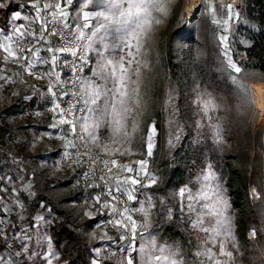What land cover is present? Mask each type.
<instances>
[{"label":"rangeland","instance_id":"obj_1","mask_svg":"<svg viewBox=\"0 0 264 264\" xmlns=\"http://www.w3.org/2000/svg\"><path fill=\"white\" fill-rule=\"evenodd\" d=\"M190 0H164V11L153 12V23L147 33L145 28H137L139 18L133 14L131 21L126 23L127 16L122 13L128 10V5L121 3L113 7L110 0H86L87 8H83L85 0H74L70 9V21L78 19L83 22V11L95 18V36L91 46L92 61L127 59L128 51L133 50L135 61L131 68L132 81L130 88L134 87L138 94L139 106L133 101L134 112L129 113L131 119L128 121L127 139L124 143L123 136L114 137L111 132L105 137L97 139L92 143H85L87 148L96 156L107 159H117L120 164H131L141 158L148 159V169L155 174L157 185L143 191L153 196L150 222L137 228L138 233H153L160 240L175 241L188 254L189 264L195 258L196 246L202 243L203 234L192 230L187 220L180 212V198L178 187L169 188L166 195L159 190L162 185L160 171L163 167L165 155L171 157V153L179 146L186 149L198 150L204 163H211L220 178L224 192L228 200V214L231 220V233L234 245L230 250L242 255L245 241L235 229L236 210H231L230 189L221 178L220 170L215 166V161L221 164L230 162L231 168L239 172L241 179L248 185L247 196L252 202L264 198V117L259 114L254 104L253 85L257 82L264 83V72L253 66L254 60L247 59L246 52L242 49L252 44V37L259 32L256 22L246 16V0H202L198 11L194 16L188 17L186 13ZM14 3L21 13V19L12 21V15L7 25L0 24V30L10 32L18 24H28L23 17L30 16L23 10L24 5H30V0H0V3ZM211 5V7H208ZM232 5V8L221 6ZM231 12V18L228 12ZM103 13L109 17L105 19L97 14ZM213 20L220 23L214 24ZM224 20H229L227 30L223 25ZM94 21L89 20L91 24ZM172 35L173 46L172 61L176 65V72H171L168 61V39ZM221 35L228 36V56L232 57L234 63L241 67V73L237 74L230 69L228 58L223 55L224 45L220 43ZM138 43V47H137ZM42 55L50 58L51 53L43 51ZM132 47V49H128ZM15 48V45H14ZM4 53L0 50V146H14L17 152L24 149V143L28 140L27 155L40 151L38 164L42 165L48 174L49 180L66 177L72 173L75 160L73 154L75 149L68 145L72 140L75 144L74 135H64V127L53 128L58 124V117L52 111V106L41 98V94L48 96L45 92L48 79L44 71L49 65H44L29 75L24 69L27 65L23 60L17 62L10 59L3 63ZM213 60V67L218 72L217 79H225L227 83L219 82L208 74V56ZM32 59V57H29ZM86 72L88 69L85 70ZM66 69L61 72L65 78ZM138 73V74H137ZM43 76L44 78H38ZM199 94V95H198ZM205 96L214 100L217 111L213 113V119L218 117L215 123L201 119L198 113L196 101ZM175 113L173 115L172 113ZM159 113L161 130L156 128V114ZM88 112L83 110L81 116H87ZM80 116V117H81ZM210 125L211 135H198V127ZM156 131L153 133L152 128ZM219 132L218 140L213 137ZM176 134L180 139L176 140ZM87 135V133H85ZM148 135L152 136L153 155L147 157L146 144ZM9 142V143H8ZM27 146V147H28ZM61 148L60 153L51 156L53 148ZM228 152L230 158L222 159L224 152ZM1 153V152H0ZM215 153V154H212ZM2 154V153H1ZM26 157V156H24ZM255 163L260 164V170L255 171ZM20 171L28 169L25 161L14 164ZM86 167V166H85ZM228 167V166H226ZM10 166H8V169ZM97 167H86L87 171L95 175V183L91 181L86 190V196L81 201L73 203L81 220L99 215L98 221L92 230L84 234L88 244L93 245L94 260L101 264L105 259H117L118 264H126L128 256L137 257V253L129 248L128 237L121 238L123 230H117L107 223V210L95 203V196L101 195L102 181L97 176L104 173L95 171ZM200 168V169H202ZM192 176L195 180L197 173ZM113 175H127L116 168ZM7 177V176H6ZM4 179L10 185L11 196L7 199L0 198V204L4 205L0 212L3 225H11L13 218L18 215L23 207L24 200L28 199V193L32 180L22 181L21 176H8ZM12 178L17 179L18 184L12 183ZM33 178V177H32ZM146 182V181H145ZM78 186V178L74 179L70 187ZM58 192V191H56ZM143 199V196L140 197ZM131 206H136L128 202ZM172 209L171 219L174 218L178 225L190 232L187 242L181 238L173 239L162 233L161 218L164 216L168 222L167 209ZM40 215V214H39ZM34 217V224L30 227L27 223L11 232L7 240L12 241L13 246L0 253V258H7V264H46L51 259L55 264L58 252L51 245L47 233V225ZM42 215L49 216L47 213ZM19 215L18 220L24 219ZM135 218V217H134ZM254 230L247 231L245 238L252 239ZM34 241L31 248L27 250L30 241ZM136 247L141 241L137 239ZM230 244L233 242L230 241ZM23 245V247H21ZM28 251L25 259L20 249ZM32 253H31V252ZM49 253H55L50 256ZM235 258L236 255L234 254ZM225 259V258H221ZM240 264V262H239ZM244 264V263H243Z\"/></svg>","mask_w":264,"mask_h":264},{"label":"snow or ice","instance_id":"obj_2","mask_svg":"<svg viewBox=\"0 0 264 264\" xmlns=\"http://www.w3.org/2000/svg\"><path fill=\"white\" fill-rule=\"evenodd\" d=\"M74 0H55V3H43L41 0H30V7L33 12L30 16L23 17L28 24H18L10 32L0 30V50L5 54L3 63H8L10 59L17 62L23 60L27 67L24 69L29 75L44 65L49 68L44 71V76L48 79L45 92L50 94L41 98L52 106V111L58 117V124H53V128L64 127V135H79L83 143H92L103 138L111 132L114 137L123 136L124 143L128 142L127 129L128 121L131 119L129 113L134 112L132 106L135 100L139 106V98L134 87L130 88L132 81L131 68L135 61L133 50L128 51L127 59L99 60L92 61L91 46L95 36V18L83 11V22L78 19L70 21V9ZM113 7H118L121 3L128 5V10L122 15L128 17L126 23L131 21L133 14L139 18L137 28L147 29V33L153 23V12L164 11V0H110ZM6 5L0 3V8ZM203 5L197 6V8ZM85 0L83 8H87ZM211 7V5H208ZM232 8V5L221 6V8ZM194 12L196 9L193 10ZM108 19L105 14H97ZM231 18V12H228ZM21 19V13L16 11L12 15V21ZM94 21L89 24L88 21ZM218 24L220 21L213 20ZM229 20H224L223 25L227 30ZM51 38H55L53 42ZM228 36L221 35L220 43L224 45L223 55L228 58V65L235 73H241V67L233 62L228 56L227 44ZM46 53H51L50 58L42 55V48L37 45H44ZM15 45V48H14ZM137 43V47H138ZM132 49V47L128 48ZM32 57V59H29ZM67 68V79L62 78L61 72ZM88 69L86 72L85 70ZM138 74V73H137ZM38 78H44L43 76ZM6 77H0V80ZM63 85L64 87H62ZM71 86L76 91H67ZM199 95V94H198ZM68 97V99H61ZM77 101L79 103H77ZM198 113L203 121L206 118L213 123L218 117L213 119V113L217 111L213 99L201 96L197 101ZM61 104L66 107H61ZM79 106V107H78ZM83 110L88 112L87 116L75 118V113ZM175 115V113H172ZM211 135L210 125L198 127V135ZM156 131L155 127L152 132ZM87 133V135H85ZM221 134L213 137L218 140ZM176 140L180 135L176 134ZM68 145L76 149L77 145L68 141ZM145 156L153 155L152 136L148 135ZM92 163H98L95 169L97 176L102 183L103 198L101 195L95 196V203L99 207L107 210V223L111 224L121 232V238L128 237L129 248L137 253V257L128 256L126 264H189L188 254L175 241L160 240L157 235L148 233H138L137 228L150 222L151 209L154 207L152 194L145 193L144 189L152 188L158 181L154 173L148 169V159L141 158L131 164H120L117 159H105L97 156ZM119 168L127 173L122 177L113 175V170ZM8 179L0 177V180ZM146 181V182H145ZM180 212L187 220L191 229L203 234L202 243L196 246L195 258L192 264H239L234 256V251L230 250L234 245V238L231 233V220L228 214V200L220 178L209 162L197 173L195 180L190 181L179 188ZM143 196V199L140 197ZM6 199V197H0ZM128 202L136 206H131ZM4 205L0 204V209ZM44 207V205H41ZM49 214L51 208L45 209ZM169 219H171L172 209H167ZM0 215H3L0 212ZM135 217V218H134ZM37 220L44 225L52 224L51 215H39ZM255 235V233H253ZM0 235H3L0 232ZM139 238L141 243L136 247ZM233 243L230 244L229 242ZM23 247V245L21 246ZM54 256L55 253H49ZM225 258V259H221ZM0 264H7V258H0ZM46 264H52L51 259ZM92 264H98L96 260Z\"/></svg>","mask_w":264,"mask_h":264},{"label":"trees","instance_id":"obj_3","mask_svg":"<svg viewBox=\"0 0 264 264\" xmlns=\"http://www.w3.org/2000/svg\"><path fill=\"white\" fill-rule=\"evenodd\" d=\"M16 10L17 6L11 2L6 4L4 8H0V24L7 25L10 14ZM246 16L257 23L259 32L252 37V44L242 50L246 52L248 60H254L253 66L264 72V0H246ZM172 35L168 39V61L170 62L171 72L175 73L176 65L172 61ZM207 65L210 77L219 82L227 83L224 78L217 79L218 72L213 67V60L210 55L207 59ZM156 117V128L160 131L159 121L161 122V119L159 113L156 114ZM60 150L61 148H56L50 155L56 156L60 153ZM0 152L9 161L10 168L8 172L14 176L20 175L23 181L32 179L30 187L32 196L18 211V215L13 218L11 225L8 224L3 231L0 229V232L3 233V235H0V253L13 246L12 241L8 242L7 237L20 226V223H27L31 227L34 224V217L40 214L41 210L51 208L50 215L53 223L47 225V233L51 245L59 255L55 264H92L94 260L93 245L87 243L84 234L92 230L99 219V215L81 220L82 217L77 213V208L72 206L73 203L85 198L89 182L95 183V175L87 171L84 161H75L72 166V173L68 176L49 180L46 171L43 172L45 167L38 164L37 161L40 157V151L37 150L25 157L29 166L28 171H20L14 166L22 159V155H17L13 149L4 146H0ZM25 152H27V146L22 154ZM228 154L225 151L221 155L222 159L227 160V158H230ZM170 156H164V165L160 171L162 185L159 186V190L165 195L169 188L175 189L189 184L192 181V176L204 166L198 150L193 148L188 150L185 146H179L174 149ZM230 164V162L221 164L215 161V166L220 170L221 178L230 189L231 210L237 211L235 229L245 241L242 255H238L236 251H234V254L240 264H264V198L261 197L256 202L249 200L247 196L248 185L241 179L240 173L231 168ZM257 169L260 170V164L255 163L254 170L257 171ZM76 178H78V186L70 187ZM11 181L14 185L18 184L17 179ZM8 193L10 192L5 185V180H3L0 183V197H6L7 199ZM41 205H44V207H41ZM22 214L25 215V218L18 220V216ZM161 219L163 234L173 239L181 238L182 241L187 242V238L191 236L189 231L181 228L174 218L165 224L162 222L166 221L165 217L163 216ZM2 225L3 221L0 215V228ZM250 229L254 230L255 235L252 239H246L245 235ZM33 243L34 241L31 240L27 250L31 248ZM18 249L22 250L21 255L28 259L26 257L28 251ZM101 264H118V261L109 258L103 260Z\"/></svg>","mask_w":264,"mask_h":264},{"label":"built area","instance_id":"obj_4","mask_svg":"<svg viewBox=\"0 0 264 264\" xmlns=\"http://www.w3.org/2000/svg\"><path fill=\"white\" fill-rule=\"evenodd\" d=\"M61 2L63 3V0H61ZM43 3H55V0H41V4H43ZM28 12H29V15H31L33 12L32 8H29L27 10V13ZM52 39H53V41H55V38H52ZM65 69H66V73H65L64 79H67L68 70H67V68H65ZM62 87H64V86L62 85ZM66 90L67 91H76V88L69 86ZM61 99H68V97H62ZM77 103H79V102L77 101ZM61 107L62 108L66 107V105L61 104ZM82 113H83V106H81L80 111H77L75 113V118H79L82 115ZM74 138L76 141L77 148L75 149V152L73 154V159L75 161L83 160L84 165L87 168H88V166L91 168L92 167H98L99 166L98 163H96V164L92 163V161L95 160L97 156L91 150H89L87 148L86 144L82 142V139L79 135H74ZM105 159H107V158H105Z\"/></svg>","mask_w":264,"mask_h":264},{"label":"crops","instance_id":"obj_5","mask_svg":"<svg viewBox=\"0 0 264 264\" xmlns=\"http://www.w3.org/2000/svg\"><path fill=\"white\" fill-rule=\"evenodd\" d=\"M6 4H8V3H6ZM5 4V5H6ZM30 8V5H24L23 6V10H25L26 12H27V10ZM9 18H10V16H9ZM8 18V19H9ZM52 39V38H51ZM52 41H53V39H52ZM54 42V41H53ZM62 86V85H61ZM9 143V142H8ZM28 140L26 139V142L24 143V149L26 148V146H28ZM13 148H11L10 146H8V148H11V149H13L14 150V152L17 154V155H22V159L19 161V162H22V161H25L26 162V160H25V157L24 156H28L27 155V152H28V149H29V146L27 147V152H25L24 154H22L23 152H24V149L21 151V152H17L15 149H14V146L13 145H11ZM56 148L54 147L53 148V150H52V152L55 150ZM52 156V155H51ZM26 164H27V162H26ZM8 166H9V161H8V159H6V157L3 155V154H1L0 153V177H8V176H14L12 173H10V172H8ZM27 167H28V169H25V170H23V171H28L29 170V166H28V164H27ZM12 179H14V178H12ZM22 179V178H21ZM4 180V179H3ZM3 180H0V183L3 181ZM29 180H32V179H29ZM23 181V180H22ZM5 185H6V187L8 188V190H9V192L10 193H8L7 195L8 196H11V189H10V185L12 186V184H8V182H6L5 181ZM32 185V184H31ZM31 187V186H30ZM32 196V194H31V192L29 191V193H28V199L27 200H24V204H26L27 202H28V200H29V198ZM23 204V205H24ZM43 213H47V214H49L48 212H46L45 210H41V212H40V215H42ZM23 215V214H22ZM39 215V214H38ZM50 215V214H49ZM25 216V215H24ZM4 228H5V226L4 225H2L1 226V231H3L4 230Z\"/></svg>","mask_w":264,"mask_h":264},{"label":"bare ground","instance_id":"obj_6","mask_svg":"<svg viewBox=\"0 0 264 264\" xmlns=\"http://www.w3.org/2000/svg\"><path fill=\"white\" fill-rule=\"evenodd\" d=\"M202 0H190L189 4L186 9V13L188 17L194 16L199 8L197 6H200ZM240 1V0H239ZM196 9L194 12L193 10ZM253 93H254V101L256 108L261 115V117H264V83L263 82H257L253 85Z\"/></svg>","mask_w":264,"mask_h":264}]
</instances>
